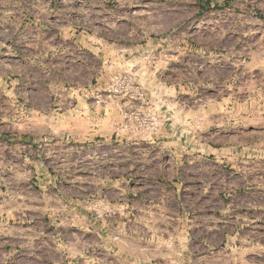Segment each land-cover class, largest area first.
Masks as SVG:
<instances>
[{"label":"rangeland","instance_id":"obj_1","mask_svg":"<svg viewBox=\"0 0 264 264\" xmlns=\"http://www.w3.org/2000/svg\"><path fill=\"white\" fill-rule=\"evenodd\" d=\"M59 36L82 53L49 56L67 46ZM117 78L139 96L115 92ZM126 109L158 127L126 128ZM118 130L152 140L115 141ZM174 148L215 161L195 173L200 192L264 204V0H0V200L94 196L104 176L127 175L132 150ZM43 223L38 237L4 239L0 221V264L46 262L56 245L80 243Z\"/></svg>","mask_w":264,"mask_h":264},{"label":"crops","instance_id":"obj_2","mask_svg":"<svg viewBox=\"0 0 264 264\" xmlns=\"http://www.w3.org/2000/svg\"><path fill=\"white\" fill-rule=\"evenodd\" d=\"M55 40L67 46L52 43L49 56L82 53L74 38ZM93 57L102 74L105 58ZM112 136L132 145L152 140L119 130ZM129 153L123 170L127 175L104 176L94 196L74 197L60 189L46 196L35 189L32 196L0 200L1 228L7 231L2 238L14 237L8 234L11 230L38 237L43 222L55 236L61 229L80 235V243L58 244L48 261L31 264H264V204L257 197L200 192L195 173L206 168L201 164L215 163L209 154L177 148ZM158 156L166 159L152 158ZM132 157L139 159L132 162ZM89 235L99 243L87 244Z\"/></svg>","mask_w":264,"mask_h":264},{"label":"built area","instance_id":"obj_3","mask_svg":"<svg viewBox=\"0 0 264 264\" xmlns=\"http://www.w3.org/2000/svg\"><path fill=\"white\" fill-rule=\"evenodd\" d=\"M115 88V89H114ZM115 92H119L123 97H131L133 95L139 96L138 88L131 86L129 82L117 78L115 85L112 86ZM124 118L126 120V128L136 125L144 130H155L158 127L159 120L156 117L140 118L133 110L126 109L124 111Z\"/></svg>","mask_w":264,"mask_h":264}]
</instances>
